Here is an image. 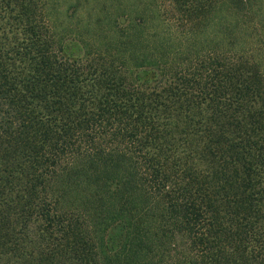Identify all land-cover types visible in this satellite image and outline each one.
Returning <instances> with one entry per match:
<instances>
[{
	"label": "trees",
	"instance_id": "obj_1",
	"mask_svg": "<svg viewBox=\"0 0 264 264\" xmlns=\"http://www.w3.org/2000/svg\"><path fill=\"white\" fill-rule=\"evenodd\" d=\"M167 1L0 0V264H264V26Z\"/></svg>",
	"mask_w": 264,
	"mask_h": 264
},
{
	"label": "rangeland",
	"instance_id": "obj_2",
	"mask_svg": "<svg viewBox=\"0 0 264 264\" xmlns=\"http://www.w3.org/2000/svg\"><path fill=\"white\" fill-rule=\"evenodd\" d=\"M158 5L161 4L163 6L169 7V2L167 0H156ZM205 1V0H202ZM61 2V0H60ZM55 3L59 5L58 0H55ZM252 5L249 6L250 14L253 19L252 25H255V28L252 29V38L256 40L254 33V30L262 29L261 26H264V0H251ZM69 3H64L60 7L61 9L67 10L69 7ZM73 9H70L69 12H71ZM255 12V13H254ZM85 13L83 10H80V12L73 17L72 23H78L80 20L84 22L85 19ZM87 14V13H86ZM93 19V18H92ZM251 29V28H250ZM254 32V33H253ZM72 36V35H70ZM258 37V35H257ZM262 44V45H261ZM259 45L261 46V54L264 55V41L259 40ZM263 67H264V61H263Z\"/></svg>",
	"mask_w": 264,
	"mask_h": 264
}]
</instances>
